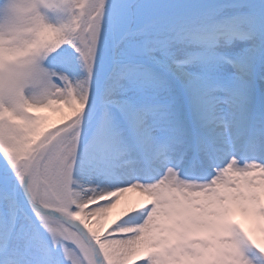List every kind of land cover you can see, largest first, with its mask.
Instances as JSON below:
<instances>
[{"label":"snow or ice","instance_id":"6c2138e0","mask_svg":"<svg viewBox=\"0 0 264 264\" xmlns=\"http://www.w3.org/2000/svg\"><path fill=\"white\" fill-rule=\"evenodd\" d=\"M238 218L264 238V0H0V264H264Z\"/></svg>","mask_w":264,"mask_h":264},{"label":"bare ground","instance_id":"6f19581e","mask_svg":"<svg viewBox=\"0 0 264 264\" xmlns=\"http://www.w3.org/2000/svg\"><path fill=\"white\" fill-rule=\"evenodd\" d=\"M129 196L128 199L126 201H122L121 205H118L116 209L113 210V212L110 215L109 218V223L116 219V217L120 214V212L122 211V208L129 203H134L136 202L138 199H140L139 194L138 193H127L125 194V196ZM139 264V263H138Z\"/></svg>","mask_w":264,"mask_h":264},{"label":"rangeland","instance_id":"374dc122","mask_svg":"<svg viewBox=\"0 0 264 264\" xmlns=\"http://www.w3.org/2000/svg\"><path fill=\"white\" fill-rule=\"evenodd\" d=\"M45 114H46V115H53V114H51V113H45ZM58 119H59V117L53 116V122L58 121ZM124 200H126V198H125ZM244 220H246V219H244ZM246 222H248L249 226H251V227H248V228H247V226H246V227H245V230H246V231H250V233L253 235V238H254L255 240H257L258 242H260L262 239H264V238H262V237L259 235L258 232H255V231H254V227H255L254 224L249 223V220H246ZM139 264H142V262H139Z\"/></svg>","mask_w":264,"mask_h":264}]
</instances>
